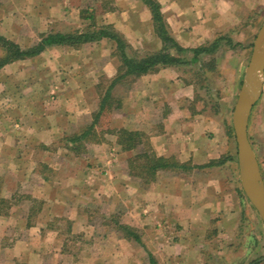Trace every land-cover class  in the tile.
Listing matches in <instances>:
<instances>
[{
	"label": "rangeland",
	"instance_id": "1",
	"mask_svg": "<svg viewBox=\"0 0 264 264\" xmlns=\"http://www.w3.org/2000/svg\"><path fill=\"white\" fill-rule=\"evenodd\" d=\"M101 3H106L104 8H112V0H0V33L15 42L31 44L33 38L40 37L43 19H47L49 11L44 9V5L52 7L50 12L53 31L86 29L87 25H82L77 15L78 11L80 14L81 10L85 13L90 7L96 10L95 24L102 25L101 14L106 11H101ZM64 12L67 13L66 17H63ZM240 12L242 16L238 24L219 35L223 38L215 52L201 54L198 62L189 61L179 65L186 79L195 84V111L198 110L199 114H206L214 120L212 129L204 130L205 137L208 138L205 147L213 150V158L207 161L213 162L207 165L208 162L204 163L205 161L194 165L190 162V168L180 172L185 182L192 186L191 192L186 193L189 199L187 207H178L176 198H170L166 193L165 181L177 172H159L156 178L159 190L155 189L156 183L155 190L151 188L154 181L141 187L137 179L127 174L126 157L131 152L121 151L115 142V135L106 129L124 127L121 126L122 104L129 90H133L136 78L124 79L112 90L113 96L121 100V107L113 109L97 126V137L101 141L86 143L80 154L67 149L69 160L57 153L51 155V162L62 163L63 170L54 166L47 169L41 164L34 166L31 158L37 161L36 152L41 149V145L34 140L22 139L25 136L21 132L18 135L21 137L20 165L24 168L18 170L17 165L15 168L10 163L12 155L15 158L14 151L12 155L10 152L0 156V199L4 200L0 201V264H150L148 253L153 255L157 264L161 261V255L165 258L168 253L175 256L173 264H194L198 259L191 257L199 251L198 256L214 264H264V226L240 185L231 122L233 106L249 61L252 43L264 20V8ZM231 36L243 41L235 42ZM125 41L127 42L126 39ZM102 47L100 43L92 42L75 48L77 53L83 55L84 60V55L96 53ZM113 48L114 50L110 48L114 58L112 67H116L120 64V59L115 54V44ZM54 50L56 51L49 53H67L69 48ZM127 52L132 56L147 54L132 48L129 43ZM2 54L0 47V56ZM183 56L186 59L191 57L190 52H185ZM87 59L92 61L97 70L108 60L106 57L100 60L89 57ZM211 65L215 66L214 69H210ZM11 67L14 71L4 74L6 77L0 80V132H6L10 136L2 139L10 147L16 145V136L12 137L10 129L12 125L19 129V125L16 123L15 126L10 121L12 115L9 107V116L2 110L12 104L13 99L22 104L27 103L31 95L28 86L21 87L30 79L26 75L28 64L20 62L5 69L9 70ZM92 74L99 81L96 91L84 90V97L80 96L81 92L76 91L79 100H87L90 106L78 114L80 116L73 122V129L68 130L65 135L78 131L90 122L99 97L110 81L107 74L97 75L94 71L88 73L87 77ZM53 80L55 81V77ZM54 91L46 96L49 97L46 102H50L51 111L56 107L53 102L56 101L57 92ZM76 103L79 106L78 100L74 106ZM60 108L63 109L61 106ZM127 119L130 120L131 129L134 124L140 123L137 116L129 115ZM155 125L157 124L152 123L147 126L144 132H152L150 130ZM229 125L232 131L229 130ZM199 130L198 127L192 130L197 139ZM248 136L264 180V88L262 96L251 110ZM63 137L55 139L49 148H66ZM83 148L81 147L82 150ZM91 153L93 163L86 162L88 159L85 156ZM74 155L79 158L74 159ZM119 155L122 160L117 159ZM9 165L12 166L8 167ZM26 167L33 169L28 170ZM44 173L57 179L73 178L72 188L59 190L61 184L53 189L54 193L61 192L67 200L62 201L63 210L59 204H55L60 213H63L61 217L52 216L53 207L43 205L39 199L30 198L33 185L41 181ZM82 180L89 187L94 185V188L82 191V186L78 188V183ZM157 199L160 201V210L152 204ZM174 203L178 208L175 211L172 210ZM72 204H76L75 211L81 213L77 214L79 216L74 222L68 217ZM118 223L134 227L141 237V243L123 238L122 232L116 228ZM165 244L172 246V250L163 251V247H169L164 246Z\"/></svg>",
	"mask_w": 264,
	"mask_h": 264
},
{
	"label": "crops",
	"instance_id": "2",
	"mask_svg": "<svg viewBox=\"0 0 264 264\" xmlns=\"http://www.w3.org/2000/svg\"><path fill=\"white\" fill-rule=\"evenodd\" d=\"M157 1L160 4V11L167 24L170 35L180 46L186 49L195 48L204 43L212 42L217 36L219 37L220 34L227 32L228 29L237 25L242 16V12L240 11H251L257 8H264V0ZM44 9H47L49 12L47 13V19H43L40 33L53 31L51 30L53 19L50 12L52 7L44 5ZM105 10L106 12L101 14V18H103L100 21L101 24L112 25L117 32L123 35L132 48L143 54L151 53L161 48L162 42L154 31L150 10L143 0H112V8L107 7ZM79 12L80 11H78L77 18H79L80 23H82V25H84V23L87 25L89 21L84 19ZM66 16L67 13L64 12L63 17ZM59 24H61V22ZM56 31L58 30L54 32ZM59 32L65 31L59 30ZM245 34H247V32H245ZM231 38L235 40V42L243 41L242 39H236V36L234 39L232 36ZM38 39L39 38H33L29 45L21 44L19 41H16V43L22 47H28L38 41ZM94 43H100L103 47L98 48L96 53L84 55L86 56L84 60H82L83 55L77 53L75 47L52 45L46 47L42 51L43 53L41 52L34 57L16 60L5 66H1L0 80L6 77L4 74L14 71L13 67L9 70L5 69L7 66H14L20 62H26L28 64L26 75L30 78L21 85V87L28 86V90H30L31 93L29 101L22 104L19 100L16 101L13 99L12 104H9L2 110V112L7 115V109L9 107L12 115L10 121L15 123V126L19 125V129H15L14 125H12L10 129L12 137L16 136V145L14 146L11 145L10 147V145H5L2 139L10 136L6 132H0V156H4L10 152L12 155L15 152V158L13 159L12 155L13 160H10L13 167L17 165L18 170L24 168L20 165L19 142L21 137L19 138L18 135L21 132L23 133L22 136H25L22 137V139L26 138L29 139V141L34 140L41 145V149L36 152L37 161H33L31 158V163H33L34 166L41 164L42 167L47 169L53 168L52 166L60 169L63 168L62 163H53L50 159L52 154L57 153L67 160V148L57 147L53 149L49 148V145H51L55 139L63 137L68 130H72L73 122L80 116L78 114L86 111L88 106H90L87 100H79L76 91L81 92V97H84L82 93L84 90L96 91L99 82L98 78L93 76V74L91 77H87L88 73L94 71L97 75L101 73L107 74L111 79L117 73V68L119 66L112 67L114 58L112 57L113 53H110V51L112 49L114 50V42L112 43L108 38H101L98 41H94ZM63 47H68L69 51L67 53H49L51 51H56L54 49ZM191 54L190 52V55ZM87 57L90 59L96 58V60L106 57L108 60L104 62L105 64L101 69L97 70V67H94L92 61L89 62ZM13 74L16 75L15 73ZM51 75H53V78L55 77V81ZM55 75H57V77ZM1 82L2 81H0V84ZM54 90L57 92L55 96L56 101L53 102V105L56 107L51 111L49 106L51 105L50 102H46L49 97L46 98V96ZM262 94L263 90L261 96ZM194 96L195 84L189 79H186L179 65L160 66L155 72L136 77L133 90H129L122 104L121 126L131 129L130 120L127 119L129 115L137 116V119L140 120V123L134 124L132 129L145 131L147 126L149 127L152 123H155L157 125L151 128L150 131L152 132H148V137L151 147L157 155H173L180 162H191L193 165L200 164L203 161L206 163L208 162L207 160L213 158V150H211L210 147H205V145L208 144L206 142L208 138L205 137L204 130H206L205 128L212 129L211 124L214 120L207 117L206 114H199L198 110L195 111L193 107ZM77 100L79 106L76 103L75 107L74 103ZM60 106L63 109H61ZM86 106L87 108H84ZM21 107L23 110H21ZM73 113L76 115H73ZM157 127H159V130H156ZM197 127L200 129L198 139L192 131ZM92 155L93 153L89 154V156H85V159H88L86 162L93 163ZM74 156H76L74 159L79 158L78 155ZM120 156L121 155H119L117 159H121ZM31 169L33 168H28V170ZM72 180L73 178L71 177L57 179V177L44 173L41 181L33 185L30 198L32 200L35 198L39 199L42 201L43 205H47V207L50 206L51 208L53 207L54 213L52 216L61 217L63 213H60L57 207H55V204H59L63 210L64 206L62 201L67 200L63 198L64 196L61 192L60 194L54 193L53 189H57L61 184L63 187L61 186L59 190L62 188H72L71 184L74 183ZM155 183V189L159 190L157 179L153 182V185L151 184V188L155 190ZM165 185L167 186V196L170 198L173 197L174 199L176 198V201L179 203L178 207H180V205L182 208L187 207L189 199L186 193H188V191L191 192L190 189L192 186H189V184L185 182L183 175H181V173L172 175V177H169V179L165 181ZM80 186L83 187L82 191H88L94 188V185L89 187L83 180L81 183H78V188ZM157 200H153L152 204L155 205L157 210H160V201L159 199ZM176 203L173 204L172 210L174 211L178 209ZM170 207L172 206L170 205ZM75 208L76 204H72L68 214V217L73 220V222L76 217L79 216L77 214H81L77 213ZM40 210L38 213H40ZM164 246H169V244H165ZM172 248V246H169L167 248L163 247L162 249L164 251L167 249L172 250ZM212 250L215 249L213 248ZM199 253L200 251L197 252L195 256L191 257V259H198L197 263L194 264H214L202 259V257L198 256ZM171 255L172 253H168L165 258L161 255V261H159L158 264H173L175 256L172 257Z\"/></svg>",
	"mask_w": 264,
	"mask_h": 264
},
{
	"label": "trees",
	"instance_id": "3",
	"mask_svg": "<svg viewBox=\"0 0 264 264\" xmlns=\"http://www.w3.org/2000/svg\"><path fill=\"white\" fill-rule=\"evenodd\" d=\"M151 13V19L154 31L162 42V46L157 51L147 53L142 56H132L127 52L128 43L123 35L113 29L110 24H95V9L90 7L85 13L81 10V15L87 19L89 23L86 29H76L74 31L59 32L50 31L40 33L38 41L28 47H22L15 41L0 34V47L3 54L0 56V67L4 64L11 63L16 60L30 58L41 53L46 47L52 45H67L79 47L85 43H92L101 38H108L115 44L116 55L119 56L120 64L117 73L112 77L99 97L98 106L91 114V120L83 125L78 131L67 134L63 137L65 147L75 154H80L85 149L88 142H99L101 139L97 137L99 126L104 117L113 109L121 107V100L113 96L112 90L124 79H135L136 77L155 72L160 66H177L187 62L199 61L201 54L213 53L219 46V42L223 37H217L209 45H200L195 48L186 49L180 46L170 35L167 24L160 11V4L157 0H143ZM106 3L99 5L101 11ZM191 52V57L186 59L183 54ZM215 66L211 65L210 69ZM106 127L107 131L113 133L116 137L115 142L119 149L123 152H131L126 157L127 174L139 181L141 187H146L156 180L157 175L161 171H173L180 173L190 168L189 162H180L175 156L157 155L149 142L148 134L140 129H129L127 127H118L111 129ZM229 130L232 131L229 125ZM83 148V150L81 149ZM213 162V161H211ZM211 162L206 163L210 164ZM202 166V165H200ZM0 201H4L0 199ZM118 230L122 232V237L133 239L141 243V237L136 229L128 224L118 223ZM149 263L157 264L153 255L148 253Z\"/></svg>",
	"mask_w": 264,
	"mask_h": 264
},
{
	"label": "water",
	"instance_id": "4",
	"mask_svg": "<svg viewBox=\"0 0 264 264\" xmlns=\"http://www.w3.org/2000/svg\"><path fill=\"white\" fill-rule=\"evenodd\" d=\"M263 83L264 20L254 37L249 61L244 69L231 114L240 185L264 226V180L256 153L248 136L250 113L261 96Z\"/></svg>",
	"mask_w": 264,
	"mask_h": 264
}]
</instances>
